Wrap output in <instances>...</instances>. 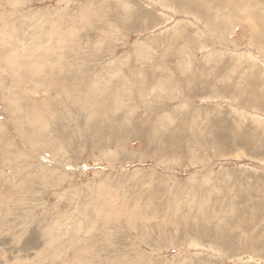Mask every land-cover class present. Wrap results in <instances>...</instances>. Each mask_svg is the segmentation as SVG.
Wrapping results in <instances>:
<instances>
[{"label": "rangeland", "instance_id": "obj_1", "mask_svg": "<svg viewBox=\"0 0 264 264\" xmlns=\"http://www.w3.org/2000/svg\"><path fill=\"white\" fill-rule=\"evenodd\" d=\"M0 264H264V0H0Z\"/></svg>", "mask_w": 264, "mask_h": 264}, {"label": "bare ground", "instance_id": "obj_2", "mask_svg": "<svg viewBox=\"0 0 264 264\" xmlns=\"http://www.w3.org/2000/svg\"><path fill=\"white\" fill-rule=\"evenodd\" d=\"M33 13V12H32ZM31 19V18H30ZM55 20V19H54ZM40 23V22H39ZM22 24V23H21ZM38 24V23H37ZM52 28V27H51ZM15 29V28H14ZM9 31H10V29H9ZM51 31V30H50ZM58 34V33H57ZM59 36H60V33L58 34ZM61 36H63V35H61ZM28 37V36H27ZM48 39V38H47ZM58 39L60 40V42H64V39H63V37H58ZM18 47V46H17ZM34 48V49H36L37 50V48H35V46L33 47V46H29V48L28 49H30V48ZM27 49V48H26ZM33 50V49H32ZM31 51V50H30ZM45 52H47V51H45ZM33 56V55H32ZM53 57V56H52ZM11 59V58H10ZM190 59V58H189ZM10 64H11V60H10ZM55 64V63H54ZM59 64V63H58ZM46 65V64H45ZM42 68V67H41ZM52 71H53V69H52ZM51 70H50V72H52ZM55 71V70H54ZM54 71H53V74H54ZM10 75V74H9ZM55 75V74H54ZM15 77V76H14ZM56 77V76H55ZM2 79V78H1ZM10 79H11V77H10ZM171 79V78H170ZM13 80V79H12ZM66 80V79H65ZM162 80V79H161ZM15 81H18V80H16V78H15ZM56 81V80H55ZM16 84H17V82H16ZM59 84V83H58ZM60 85V84H59ZM87 85V84H86ZM18 86V85H17ZM16 88V87H15ZM64 88V87H63ZM11 89V88H10ZM48 89V88H47ZM61 89H62V87H61ZM132 89V88H131ZM68 91V92H67ZM66 92L68 93V94H66L67 96H69V95H73L74 96V92H73V90H71V91H69V90H67ZM66 92H64V93H66ZM172 94V93H171ZM4 95V94H3ZM13 95V94H12ZM11 95V96H12ZM8 97H10V96H8ZM74 97H72V100L73 101H75L76 100V98H74ZM9 99V98H8ZM27 99V98H26ZM13 100V99H12ZM18 101V100H17ZM163 101V100H162ZM11 102V101H10ZM79 104V103H78ZM22 105V104H21ZM26 105V104H25ZM28 106V105H27ZM31 106H33V105H31ZM25 107V106H24ZM17 108V107H16ZM19 108V107H18ZM29 108H32V107H29ZM36 109H38L37 107H35ZM25 109V108H24ZM34 109V108H33ZM36 109H35V111H36ZM20 110V109H19ZM29 112V111H28ZM31 113H32V111H31ZM30 112L28 113V118L27 119H30L31 121H32V123H35L36 125H35V127L38 125V126H40L39 124H37L38 123V120L36 119V117H38L39 116V113H38V115L37 116H31L30 114H31ZM34 113V112H33ZM36 113V112H35ZM44 116V115H43ZM47 116V115H46ZM40 117V116H39ZM41 118H42V116H41ZM26 120V119H25ZM31 121H29V122H31ZM38 128V127H37ZM26 133V132H25ZM39 133V132H38ZM26 140V139H25ZM4 162V161H3ZM72 169V168H71ZM80 171V170H79ZM174 183V182H173ZM107 189V188H106ZM140 193V192H139ZM109 195V194H108ZM132 196V195H131ZM164 196V195H163ZM137 197V196H136ZM207 197V196H206ZM205 199V198H204ZM105 200V199H104ZM207 200V199H206ZM146 201V200H145ZM115 206V205H114ZM127 207V206H126ZM133 208V207H132ZM189 208V207H188ZM133 209H135V208H133ZM168 209V208H167ZM203 209V208H202ZM140 215V214H139ZM152 218V217H151ZM83 225V224H82ZM81 229V228H80ZM107 229V228H106ZM84 236H85V234H84ZM103 237V236H102ZM90 249V248H89Z\"/></svg>", "mask_w": 264, "mask_h": 264}]
</instances>
